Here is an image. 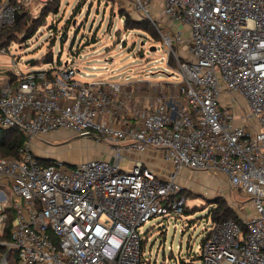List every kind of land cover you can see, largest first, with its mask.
<instances>
[{
  "label": "built area",
  "instance_id": "1",
  "mask_svg": "<svg viewBox=\"0 0 264 264\" xmlns=\"http://www.w3.org/2000/svg\"><path fill=\"white\" fill-rule=\"evenodd\" d=\"M30 1L0 0V28ZM125 1L147 16L177 80L0 72V129L25 138L19 159L0 154V264L9 252L18 264H148L142 225L184 213L185 169L222 175L250 205H230L239 221L210 220L200 264H264V0ZM135 82L151 95L134 100ZM63 131L105 141L113 161L40 162L36 144ZM148 149L162 151L164 175L139 159L120 168Z\"/></svg>",
  "mask_w": 264,
  "mask_h": 264
},
{
  "label": "rangeland",
  "instance_id": "2",
  "mask_svg": "<svg viewBox=\"0 0 264 264\" xmlns=\"http://www.w3.org/2000/svg\"><path fill=\"white\" fill-rule=\"evenodd\" d=\"M23 7L27 13V26L32 24L29 20L40 12L45 14L48 7L51 10L45 17L41 14L44 23L30 38L26 39L25 29H15V25L10 29L12 39L0 51L2 74L10 76L15 71L73 66L83 81L95 78L117 80L121 76L135 79L147 76L154 81L178 79L177 64L170 58L171 65H167V53L160 40L150 35L141 24L147 16L130 9L125 0H58L53 3L31 0L30 5ZM53 8L57 11L54 12ZM125 15L132 19L128 27L124 25ZM150 26L151 23H147L149 31L152 30ZM151 46L156 49L149 50ZM49 54L52 61L46 62ZM40 142L47 157L65 163L70 169L89 158L104 156L113 161L111 146L95 137L63 131L52 133ZM36 147L35 151L41 145L36 144ZM133 164L131 158L119 163L125 171H129ZM183 175L190 178L182 177L187 213L175 218L173 214L166 217L156 215L142 225L150 238L143 247L144 260L148 264H200L198 246L210 229L207 211L216 199H223L228 205L241 203L242 215L250 211L249 203L229 190L222 175L189 169H185ZM8 213L14 215V210L9 209ZM180 229H183L182 233Z\"/></svg>",
  "mask_w": 264,
  "mask_h": 264
},
{
  "label": "trees",
  "instance_id": "3",
  "mask_svg": "<svg viewBox=\"0 0 264 264\" xmlns=\"http://www.w3.org/2000/svg\"><path fill=\"white\" fill-rule=\"evenodd\" d=\"M13 1H16V0H13ZM53 2H58V0H47V3H53ZM50 10L51 9H49L48 7L45 14L43 12H40V15H38L34 19L33 18L30 19L29 21H31L32 24L28 26L25 25L26 23L25 18H27L26 16L27 13L24 10V7H21L19 10H17L15 14L14 22L10 25H5L0 28V49L5 47L8 44V42L11 41L12 37L10 35L11 34L10 29L14 25H15V29H25L23 33L26 36V39L30 38L31 36H33L34 31L38 29V27H40L44 23V20L41 19V14H44V17H45V15ZM53 11L56 12L57 10L53 8ZM143 20L144 21L143 22L141 21V24L146 28L145 30L148 31L150 35L154 36L156 40H159V37L156 31L154 30L152 24H151L152 30L149 31L147 27V23L150 24V22L146 18ZM131 21L132 19L129 16L125 15L124 25L128 27L131 24ZM145 21L146 23H144ZM29 29H32V31H30ZM45 60L46 62H51L52 55L51 54L47 55ZM30 62H33V60H31ZM11 75H13V73ZM24 140L25 138L22 132L17 127H12L10 129H0V154L6 155V156H13L19 159L20 158L19 148L24 144ZM38 160L40 162L49 163L50 161L54 159L50 157H39ZM184 213H187L186 207L184 209ZM207 217L210 218V220L213 222L223 221L229 217H233L234 219L239 221L236 212L223 199H216L213 202V205H211L207 211ZM12 218H13V215L8 214V218H7V222L5 226L6 233L9 230V227L11 225ZM182 232L183 230L181 231V233ZM8 260H9V264H18L14 252H9Z\"/></svg>",
  "mask_w": 264,
  "mask_h": 264
},
{
  "label": "crops",
  "instance_id": "4",
  "mask_svg": "<svg viewBox=\"0 0 264 264\" xmlns=\"http://www.w3.org/2000/svg\"><path fill=\"white\" fill-rule=\"evenodd\" d=\"M132 89V92L134 93V100H137L139 96L146 99L152 93L151 89L143 82H135V85L132 86ZM37 144H40L41 147H39L36 151L34 149V153L40 157H47L46 151L42 150L41 142H38ZM37 147L35 146L36 149ZM127 158H131L133 159V161H135L136 159L142 160L145 164L157 170L160 175H164V172L169 167V165L162 159V151L156 149H148L146 152L141 154L132 152L128 154Z\"/></svg>",
  "mask_w": 264,
  "mask_h": 264
},
{
  "label": "water",
  "instance_id": "5",
  "mask_svg": "<svg viewBox=\"0 0 264 264\" xmlns=\"http://www.w3.org/2000/svg\"><path fill=\"white\" fill-rule=\"evenodd\" d=\"M156 49V47L155 46H151L150 48H149V50H155ZM67 63V61H65V63L64 64H66Z\"/></svg>",
  "mask_w": 264,
  "mask_h": 264
}]
</instances>
